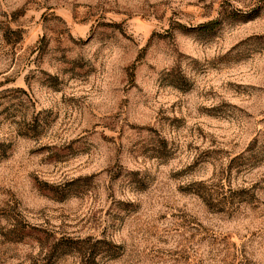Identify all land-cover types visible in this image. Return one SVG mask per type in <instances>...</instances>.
Wrapping results in <instances>:
<instances>
[{
	"label": "rangeland",
	"instance_id": "1",
	"mask_svg": "<svg viewBox=\"0 0 264 264\" xmlns=\"http://www.w3.org/2000/svg\"><path fill=\"white\" fill-rule=\"evenodd\" d=\"M0 264H264V0H0Z\"/></svg>",
	"mask_w": 264,
	"mask_h": 264
},
{
	"label": "trees",
	"instance_id": "2",
	"mask_svg": "<svg viewBox=\"0 0 264 264\" xmlns=\"http://www.w3.org/2000/svg\"><path fill=\"white\" fill-rule=\"evenodd\" d=\"M215 25H216L215 23L210 22V23L202 25L201 29L206 30V31H211V30L215 29Z\"/></svg>",
	"mask_w": 264,
	"mask_h": 264
}]
</instances>
